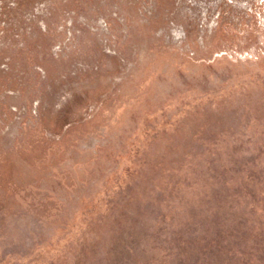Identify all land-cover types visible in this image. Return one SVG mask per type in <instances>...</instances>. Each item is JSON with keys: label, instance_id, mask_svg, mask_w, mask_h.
I'll list each match as a JSON object with an SVG mask.
<instances>
[{"label": "rangeland", "instance_id": "1", "mask_svg": "<svg viewBox=\"0 0 264 264\" xmlns=\"http://www.w3.org/2000/svg\"><path fill=\"white\" fill-rule=\"evenodd\" d=\"M0 264H264V0H0Z\"/></svg>", "mask_w": 264, "mask_h": 264}]
</instances>
